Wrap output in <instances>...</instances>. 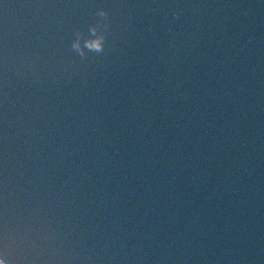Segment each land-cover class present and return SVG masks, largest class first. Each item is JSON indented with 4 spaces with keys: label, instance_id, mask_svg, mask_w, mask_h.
<instances>
[{
    "label": "water",
    "instance_id": "obj_1",
    "mask_svg": "<svg viewBox=\"0 0 264 264\" xmlns=\"http://www.w3.org/2000/svg\"><path fill=\"white\" fill-rule=\"evenodd\" d=\"M0 256L264 264V0H0Z\"/></svg>",
    "mask_w": 264,
    "mask_h": 264
},
{
    "label": "clouds",
    "instance_id": "obj_2",
    "mask_svg": "<svg viewBox=\"0 0 264 264\" xmlns=\"http://www.w3.org/2000/svg\"><path fill=\"white\" fill-rule=\"evenodd\" d=\"M101 15H103V13H101ZM0 264H8V262L5 261L2 256H0Z\"/></svg>",
    "mask_w": 264,
    "mask_h": 264
}]
</instances>
